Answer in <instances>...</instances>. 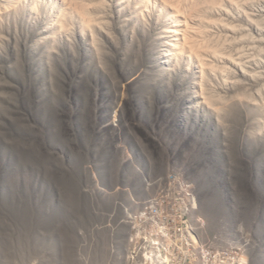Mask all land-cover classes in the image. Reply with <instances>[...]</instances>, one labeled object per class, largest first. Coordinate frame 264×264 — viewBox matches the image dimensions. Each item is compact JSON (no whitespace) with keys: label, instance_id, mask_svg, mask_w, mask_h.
I'll return each mask as SVG.
<instances>
[{"label":"rangeland","instance_id":"1","mask_svg":"<svg viewBox=\"0 0 264 264\" xmlns=\"http://www.w3.org/2000/svg\"><path fill=\"white\" fill-rule=\"evenodd\" d=\"M67 1L0 10V264H264V0Z\"/></svg>","mask_w":264,"mask_h":264},{"label":"bare ground","instance_id":"2","mask_svg":"<svg viewBox=\"0 0 264 264\" xmlns=\"http://www.w3.org/2000/svg\"><path fill=\"white\" fill-rule=\"evenodd\" d=\"M24 1L25 0H4L3 1V5H6V6H3V5H1L0 6V10H4V11H6V10H13V8L14 9H18V6L20 7V5L19 4H22V3H24ZM32 1V3L34 4V1H38V0H31ZM62 2H63V4L64 5H67V7L71 10L70 11V13H75V15H78V21H80V22H78L79 23V25H81V26H83V27H87V23L89 22L88 20L86 21V19H85V17H83L82 15L86 12L85 11V9L84 8H79V9H75V7H73L72 5H70V3L67 1V0H62ZM263 2V1H262ZM3 6V7H2ZM23 6V5H22ZM73 8V9H72ZM81 16V17H80ZM60 18V17H59ZM59 21V20H58ZM193 21V20H192ZM54 21H51V22H49L50 24H48V26H47V30H45V32L44 31H42V32H39V37H40V42H44L45 40L47 41V39L49 40L50 39V35L48 34V36H47V32H49V30H51L52 32H53V36H52V39H50V42H55L56 43V41L58 40V35H60V34H65V33H67L65 30H67V29H65L64 28V25L62 24V22H61V18H60V22H56L55 24L53 23ZM55 28V29H54ZM53 29V30H52ZM84 31V30H83ZM65 32V33H64ZM173 32V34L174 33H176V32H178L177 30H171V28H170V26H168V29H166V34H168V33H170V35H171V33ZM182 33V32H181ZM57 34V35H56ZM68 34V33H67ZM88 35H90V37H92V43L94 44L93 46L94 47H96V48H98V45H97V41L95 40V37H94V35L92 34V33H87ZM50 36V37H49ZM183 36H185L184 38H182ZM181 38L183 39V41H184V47L186 48V47H191V48H194L195 46H196V41H197V38L196 37H194L193 35H192V33L191 34H188V32L186 31V32H184V35H183ZM171 38H173V36H171ZM168 41H165V43L166 44H169V42L167 43ZM178 42V41H177ZM186 43V44H185ZM170 45V44H169ZM177 45H175L174 44V47H176ZM196 47H198L199 48V46H196ZM177 48V47H176ZM176 48H174V49H176ZM177 53H178V51H174V52H170L169 51V49L167 48V50L165 51V52H162L161 54H160V57H161V55L162 56H166L167 57V59L171 62V64H176L177 65V61L174 59V56H177ZM195 55V57H196V66H197V68L199 67V66H201V67H203V65L205 64V62H204V58L200 55V53H196V54H194ZM174 60H175V63H173L174 62ZM199 65V66H198ZM161 66V65H160ZM162 69H163V71L165 70L164 68H165V66L163 67H161ZM241 69H243L242 67H241ZM162 71V70H161ZM196 94L199 96V97H201V92H197L196 91ZM249 99V97H244V99ZM244 99H242L241 98V100H244ZM246 99H245V102H246ZM105 102V101H104ZM204 102H206V101H204ZM106 103V102H105ZM247 103V102H246ZM184 115V114H183ZM99 167V165H96V168L97 169H99L98 168ZM213 212H215V209H213ZM97 248V247H96Z\"/></svg>","mask_w":264,"mask_h":264},{"label":"built area","instance_id":"3","mask_svg":"<svg viewBox=\"0 0 264 264\" xmlns=\"http://www.w3.org/2000/svg\"><path fill=\"white\" fill-rule=\"evenodd\" d=\"M123 214V213H122ZM127 213L126 212H124V215H123V217H124V219H126L127 218ZM203 218V215L202 214H199V215H195V218L193 219V218H191V223L194 221V220H197V221H202V222H199L200 224L202 223L203 225H204V220L202 219ZM128 221L129 220H127L126 219V221H124V225H126L125 226V228H130V227H127L128 226ZM125 229H123L122 230V232H123V235H122V237H121V251H122V255H125V256H127L128 258H132L133 256H134V254H135V250H136V247L135 246H133L132 245V239H131V237L129 236V234H130V231H129V233H128V237H125L126 236V233H127V230L126 231H124ZM229 230H231V232H233V228H231V229H229ZM125 259V258H124ZM120 259H118L117 261H119ZM117 264H119V262H117ZM122 264H124V262L122 263Z\"/></svg>","mask_w":264,"mask_h":264}]
</instances>
